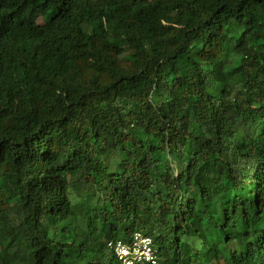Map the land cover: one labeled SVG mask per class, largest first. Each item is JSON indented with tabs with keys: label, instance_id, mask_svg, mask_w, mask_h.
I'll use <instances>...</instances> for the list:
<instances>
[{
	"label": "trees",
	"instance_id": "1",
	"mask_svg": "<svg viewBox=\"0 0 264 264\" xmlns=\"http://www.w3.org/2000/svg\"><path fill=\"white\" fill-rule=\"evenodd\" d=\"M134 233L264 264V0H0V264Z\"/></svg>",
	"mask_w": 264,
	"mask_h": 264
},
{
	"label": "built area",
	"instance_id": "2",
	"mask_svg": "<svg viewBox=\"0 0 264 264\" xmlns=\"http://www.w3.org/2000/svg\"><path fill=\"white\" fill-rule=\"evenodd\" d=\"M107 248L119 264H158L152 239L140 233H134L126 242L110 241Z\"/></svg>",
	"mask_w": 264,
	"mask_h": 264
},
{
	"label": "rangeland",
	"instance_id": "3",
	"mask_svg": "<svg viewBox=\"0 0 264 264\" xmlns=\"http://www.w3.org/2000/svg\"><path fill=\"white\" fill-rule=\"evenodd\" d=\"M37 26L38 27H41L43 25V21L41 19H38L37 20ZM83 29L84 31L89 34L94 40H96L98 43H100L101 45H104V46H109L110 44L108 42H106V40L104 39V32H100L98 31L97 29H94L92 27H89L87 25H84L83 26ZM72 200H73V196H71ZM27 237L24 236L22 239H21V246L24 248V249H28L29 248V239L27 240L26 239Z\"/></svg>",
	"mask_w": 264,
	"mask_h": 264
}]
</instances>
